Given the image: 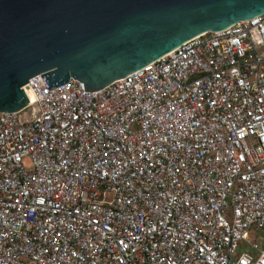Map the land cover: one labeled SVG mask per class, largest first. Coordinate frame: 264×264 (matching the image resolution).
<instances>
[{"label": "built area", "instance_id": "built-area-1", "mask_svg": "<svg viewBox=\"0 0 264 264\" xmlns=\"http://www.w3.org/2000/svg\"><path fill=\"white\" fill-rule=\"evenodd\" d=\"M40 75L0 111V264H264V12L97 91Z\"/></svg>", "mask_w": 264, "mask_h": 264}, {"label": "water", "instance_id": "water-1", "mask_svg": "<svg viewBox=\"0 0 264 264\" xmlns=\"http://www.w3.org/2000/svg\"><path fill=\"white\" fill-rule=\"evenodd\" d=\"M264 12V0H0V111L69 78L97 91L210 30Z\"/></svg>", "mask_w": 264, "mask_h": 264}, {"label": "rangeland", "instance_id": "rangeland-1", "mask_svg": "<svg viewBox=\"0 0 264 264\" xmlns=\"http://www.w3.org/2000/svg\"><path fill=\"white\" fill-rule=\"evenodd\" d=\"M38 111L39 110L37 105L33 104L21 110L18 114V118L21 122H25L27 120L32 119L35 115H37Z\"/></svg>", "mask_w": 264, "mask_h": 264}]
</instances>
